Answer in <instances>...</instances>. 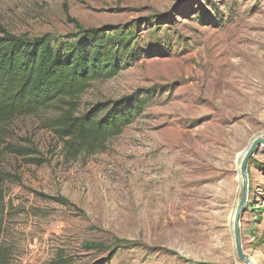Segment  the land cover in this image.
Here are the masks:
<instances>
[{"label":"rangeland","instance_id":"rangeland-1","mask_svg":"<svg viewBox=\"0 0 264 264\" xmlns=\"http://www.w3.org/2000/svg\"><path fill=\"white\" fill-rule=\"evenodd\" d=\"M0 26L30 39L128 27L151 53L82 97L146 100L104 152L66 160L43 125L52 111L1 126L9 181L0 188V264H245L234 217L241 154L264 139V0H0ZM248 176L241 240L264 264V237L255 239L264 148Z\"/></svg>","mask_w":264,"mask_h":264},{"label":"trees","instance_id":"trees-1","mask_svg":"<svg viewBox=\"0 0 264 264\" xmlns=\"http://www.w3.org/2000/svg\"><path fill=\"white\" fill-rule=\"evenodd\" d=\"M148 52L128 27L88 30L67 39L50 34L30 39L12 35L0 26V128L17 118L52 111L55 115L43 125L61 143L66 160L104 152L110 140L142 115L146 100L136 94L83 103L82 97L94 82L114 78L151 54ZM10 152L25 155L15 147ZM32 154L29 151L28 155ZM8 181V175L0 173V188ZM38 196L64 206L70 204L64 198Z\"/></svg>","mask_w":264,"mask_h":264},{"label":"water","instance_id":"water-1","mask_svg":"<svg viewBox=\"0 0 264 264\" xmlns=\"http://www.w3.org/2000/svg\"><path fill=\"white\" fill-rule=\"evenodd\" d=\"M260 148H264V139L256 138L250 144L249 148L245 151V156L242 160L241 168H240L241 176L243 180V188H242L243 193L235 215L234 233H235V241H236L238 257L245 264H254L252 260L248 256H246L241 240L242 216L248 203V193H249L248 167H249L250 159L259 151Z\"/></svg>","mask_w":264,"mask_h":264},{"label":"crops","instance_id":"crops-1","mask_svg":"<svg viewBox=\"0 0 264 264\" xmlns=\"http://www.w3.org/2000/svg\"><path fill=\"white\" fill-rule=\"evenodd\" d=\"M259 229H258V232H257V237H255V239L256 238H263L264 237V229H263V226H259L258 227ZM263 250V249H262ZM262 250H258L257 252H256V254H261V255H263V257H264V253H263V251Z\"/></svg>","mask_w":264,"mask_h":264},{"label":"bare ground","instance_id":"bare-ground-1","mask_svg":"<svg viewBox=\"0 0 264 264\" xmlns=\"http://www.w3.org/2000/svg\"><path fill=\"white\" fill-rule=\"evenodd\" d=\"M244 156H245V151L241 154V160H243ZM234 218H235V217H234ZM252 262H253L254 264L257 263L254 259H252Z\"/></svg>","mask_w":264,"mask_h":264}]
</instances>
